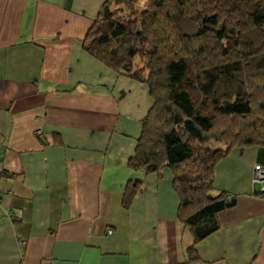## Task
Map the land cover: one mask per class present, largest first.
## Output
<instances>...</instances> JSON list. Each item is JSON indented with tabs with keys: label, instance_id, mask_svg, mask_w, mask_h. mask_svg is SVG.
Returning a JSON list of instances; mask_svg holds the SVG:
<instances>
[{
	"label": "crops",
	"instance_id": "0c3cea01",
	"mask_svg": "<svg viewBox=\"0 0 264 264\" xmlns=\"http://www.w3.org/2000/svg\"><path fill=\"white\" fill-rule=\"evenodd\" d=\"M105 1L0 0V264H264V148L217 164L235 205L199 241L170 170L128 166L151 100L83 49Z\"/></svg>",
	"mask_w": 264,
	"mask_h": 264
},
{
	"label": "trees",
	"instance_id": "16d2710c",
	"mask_svg": "<svg viewBox=\"0 0 264 264\" xmlns=\"http://www.w3.org/2000/svg\"><path fill=\"white\" fill-rule=\"evenodd\" d=\"M82 45L148 90L128 166L170 170L179 220L196 241L213 233L235 205L213 194L215 167L232 148H264V0H106ZM137 191L127 185L125 207Z\"/></svg>",
	"mask_w": 264,
	"mask_h": 264
},
{
	"label": "built area",
	"instance_id": "2783aa9c",
	"mask_svg": "<svg viewBox=\"0 0 264 264\" xmlns=\"http://www.w3.org/2000/svg\"><path fill=\"white\" fill-rule=\"evenodd\" d=\"M40 132H36V135H39ZM253 181L260 183L262 185V191L264 192V167L261 165H255L253 169ZM8 217L12 215L9 211L7 213ZM110 233V232H109Z\"/></svg>",
	"mask_w": 264,
	"mask_h": 264
},
{
	"label": "rangeland",
	"instance_id": "374dc122",
	"mask_svg": "<svg viewBox=\"0 0 264 264\" xmlns=\"http://www.w3.org/2000/svg\"><path fill=\"white\" fill-rule=\"evenodd\" d=\"M136 9H141V5L137 4L136 5ZM135 62H136V67L137 68L142 65V59H140V58H136V61Z\"/></svg>",
	"mask_w": 264,
	"mask_h": 264
}]
</instances>
